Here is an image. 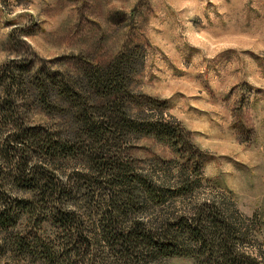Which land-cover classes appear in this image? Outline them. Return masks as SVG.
Here are the masks:
<instances>
[{
  "label": "rangeland",
  "instance_id": "1",
  "mask_svg": "<svg viewBox=\"0 0 264 264\" xmlns=\"http://www.w3.org/2000/svg\"><path fill=\"white\" fill-rule=\"evenodd\" d=\"M123 56H131V89L166 100L167 113L208 153L198 201L213 199L233 213L246 232L241 249L264 261V0H0V99L11 83L31 89L17 102L18 117L28 125H63L35 98L39 68L77 77L89 65L106 66ZM2 124L0 133L6 132ZM4 135L0 208L16 209L17 218L0 227V264H48L36 238L54 250L59 264H201L197 257L163 254L131 260L98 237L89 249L73 253L68 227L44 212L55 206L70 210L76 232L96 229L105 194L89 183L97 176L90 159L44 157L54 181L71 196L40 203L10 172ZM125 149L123 158L138 171L164 184L176 181V156L168 145L143 137ZM85 173L94 174L86 177L89 182ZM18 199L34 201L33 209L16 208ZM190 202L149 201L141 216L160 227L181 215L182 206L192 207Z\"/></svg>",
  "mask_w": 264,
  "mask_h": 264
},
{
  "label": "trees",
  "instance_id": "2",
  "mask_svg": "<svg viewBox=\"0 0 264 264\" xmlns=\"http://www.w3.org/2000/svg\"><path fill=\"white\" fill-rule=\"evenodd\" d=\"M131 64V56H123L106 66L89 65L77 77L54 70L45 74L39 68L34 75L35 98L46 115L63 121L62 126H31L23 122L18 117L22 105L19 107L17 102L31 89H16L14 83L6 85L0 99V122L6 127L2 129L6 130L2 140L6 154L11 156L10 172L24 184V189L39 197L40 203H46L71 194L54 181L44 157L60 153L90 159V171L97 176L90 182L87 178L94 174L83 176L105 194L102 213L94 221L96 229L76 232V214L70 210L55 206L46 207L44 212L57 226L68 227L67 246L73 253L89 249L98 237L111 250L131 260L145 254H163L197 257L201 264H264L241 249L240 245L247 241L246 232L233 213L213 199L199 202L196 198L207 181L204 167L208 153L194 143L191 131L167 113L166 100L131 89ZM143 137H152L172 149L179 173L173 185L138 171L123 158L125 145ZM177 198L189 200L193 206H182L181 215L166 218L160 227L151 226L141 216L140 209L147 202L161 206ZM16 202L19 210L33 209L32 200ZM2 206L0 227L8 228L10 221L17 218L16 209ZM35 241L44 252V261L59 264L53 249L38 238ZM25 242H20V248H26Z\"/></svg>",
  "mask_w": 264,
  "mask_h": 264
}]
</instances>
